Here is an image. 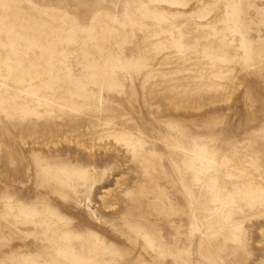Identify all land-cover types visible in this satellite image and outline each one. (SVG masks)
<instances>
[{
  "label": "rangeland",
  "instance_id": "374dc122",
  "mask_svg": "<svg viewBox=\"0 0 264 264\" xmlns=\"http://www.w3.org/2000/svg\"><path fill=\"white\" fill-rule=\"evenodd\" d=\"M0 264H264V0H0Z\"/></svg>",
  "mask_w": 264,
  "mask_h": 264
}]
</instances>
